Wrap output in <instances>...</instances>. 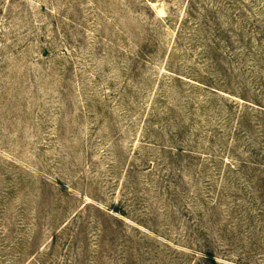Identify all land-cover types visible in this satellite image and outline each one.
Segmentation results:
<instances>
[{
	"label": "rangeland",
	"instance_id": "374dc122",
	"mask_svg": "<svg viewBox=\"0 0 264 264\" xmlns=\"http://www.w3.org/2000/svg\"><path fill=\"white\" fill-rule=\"evenodd\" d=\"M0 264H264V0H0Z\"/></svg>",
	"mask_w": 264,
	"mask_h": 264
}]
</instances>
